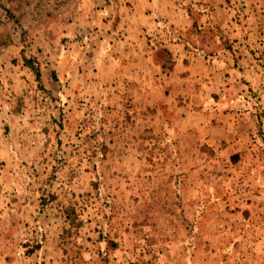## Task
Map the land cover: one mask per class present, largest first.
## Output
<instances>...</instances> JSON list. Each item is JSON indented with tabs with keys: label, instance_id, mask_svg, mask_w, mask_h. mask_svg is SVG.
Returning a JSON list of instances; mask_svg holds the SVG:
<instances>
[{
	"label": "rangeland",
	"instance_id": "1",
	"mask_svg": "<svg viewBox=\"0 0 264 264\" xmlns=\"http://www.w3.org/2000/svg\"><path fill=\"white\" fill-rule=\"evenodd\" d=\"M143 1L0 0V264H264V0H175L157 37ZM141 31L204 81L128 64Z\"/></svg>",
	"mask_w": 264,
	"mask_h": 264
},
{
	"label": "crops",
	"instance_id": "2",
	"mask_svg": "<svg viewBox=\"0 0 264 264\" xmlns=\"http://www.w3.org/2000/svg\"><path fill=\"white\" fill-rule=\"evenodd\" d=\"M161 7L165 9L164 13H159V9H162ZM137 13L140 14L137 15ZM129 20L134 24L135 28L139 26L143 32L146 31L147 33H151L149 34L151 36L155 34L154 37H157L156 32L159 33L158 29L163 24V21L177 29L178 33H181L180 31L189 30L195 23L193 14L188 9L179 7L175 0H173V3L171 0H144L141 4V12H138V9H132ZM142 31L140 33L129 34L127 37L131 40L128 50H125V53L129 56V60H126L127 63L137 66L145 61L148 65V62L154 64V59L159 65V62L156 60V50L153 48L151 50L149 49V42H151V39H148ZM165 41H167L164 44L166 46L165 48H168L172 52L174 61L173 68L171 69L172 71L168 77L169 83L175 86L177 82H183L184 85L181 86L180 92H187L190 89L189 85L191 83L204 81V77L212 67L211 63L203 57L204 54L207 55L204 48H194L189 39L181 37L178 39L169 38ZM221 53L219 54L221 55ZM130 57L132 58L130 59ZM161 68L163 69L162 66ZM133 69L137 71L142 70L136 67H133ZM182 72L186 74L184 75ZM168 102L170 108L179 106L175 102L174 106L171 101ZM171 110L174 111L176 115L178 114L174 108ZM185 113H190V110L188 109Z\"/></svg>",
	"mask_w": 264,
	"mask_h": 264
},
{
	"label": "trees",
	"instance_id": "3",
	"mask_svg": "<svg viewBox=\"0 0 264 264\" xmlns=\"http://www.w3.org/2000/svg\"><path fill=\"white\" fill-rule=\"evenodd\" d=\"M164 52L167 55V57L163 61L159 60L160 65L163 67V69L171 70L174 64L172 52L168 48H164ZM26 62L29 66H31L34 69L33 63L31 60H26ZM34 70L36 72V75L40 78V72L38 71V69L37 70L34 69Z\"/></svg>",
	"mask_w": 264,
	"mask_h": 264
}]
</instances>
